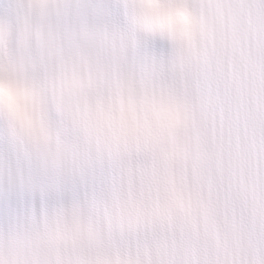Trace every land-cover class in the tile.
Returning a JSON list of instances; mask_svg holds the SVG:
<instances>
[{
	"label": "snow or ice",
	"instance_id": "1",
	"mask_svg": "<svg viewBox=\"0 0 264 264\" xmlns=\"http://www.w3.org/2000/svg\"><path fill=\"white\" fill-rule=\"evenodd\" d=\"M0 264H264V0H0Z\"/></svg>",
	"mask_w": 264,
	"mask_h": 264
}]
</instances>
